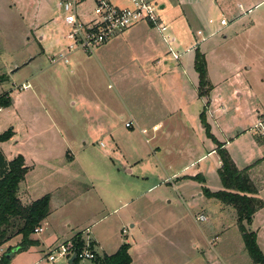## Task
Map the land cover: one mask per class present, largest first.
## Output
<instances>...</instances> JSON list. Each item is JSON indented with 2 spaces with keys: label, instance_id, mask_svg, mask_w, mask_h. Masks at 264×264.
<instances>
[{
  "label": "rangeland",
  "instance_id": "obj_1",
  "mask_svg": "<svg viewBox=\"0 0 264 264\" xmlns=\"http://www.w3.org/2000/svg\"><path fill=\"white\" fill-rule=\"evenodd\" d=\"M42 2L45 6H40L39 0H23L17 10L10 5L11 2L0 0V76H5V81L0 84V96L7 93L15 101L12 107L0 111V134L8 130L17 132L0 143V147L9 160L21 155L28 159L29 165L35 164L34 171L27 177L29 183L33 184L34 196L48 192L57 185L59 201L64 199L67 205L59 211V216L54 214L49 220L51 224L36 236L40 240L44 239L40 248L31 254L19 253L11 264H68V260L64 258L54 263L48 262L46 256L55 249L53 244L57 240L56 244L59 245L77 231L83 234V247L78 253L93 250L90 240L98 239L104 250L112 254L117 240L121 238L123 241L126 238L123 242L134 240L130 256L136 259L137 254L141 252L143 255L148 249L154 258L152 264H244L247 254L238 229L233 226L236 224L235 218L228 213L223 214L216 200L198 197L192 190H188L182 200L178 199L174 185L162 182L168 173L153 161H148V166H134L133 176L112 177L114 165L119 168L123 159L133 165L127 157L131 151L127 144L129 141L122 143L120 150H117L120 159L118 156L108 155L110 159L107 156V139L88 140L87 115L89 110L94 109L95 101L102 109L112 112L113 116L118 115L115 112H122L123 115L124 108L117 91L124 104L130 107L131 101L141 94L137 89L140 86L134 85L125 76L116 78L113 76L114 72L100 81L95 77V70L99 63L106 62L80 52L73 57L76 60H71L68 65H50L49 55L47 57L46 54L26 64L29 51L25 52L19 47L15 49L21 34L27 31V22L24 21L38 20L41 8L46 11L43 14L47 15L48 20L59 21L64 14L57 6L59 0ZM153 2L157 5L160 17L170 13L167 8H159L161 0ZM118 3L124 5L123 0ZM190 3L187 10L192 15L193 20L189 19L192 29L193 26L204 24L209 18L216 19L221 15L228 22L224 32L210 37L205 44L209 79L211 82H219L220 94L224 95V100H228V104L233 106L236 101L231 97L232 91L241 90L239 82H242L253 88L258 100L264 105V0H201L199 6H192ZM92 10L91 0H84L77 6V14L85 15L81 18L83 21L84 17L91 16ZM19 12L24 20L18 17ZM236 16L241 17L233 21ZM53 26L56 25L52 24L51 28ZM207 27L209 33L214 29V26ZM53 29L55 35L52 42L59 34V28ZM29 37L32 53L38 51L36 40ZM7 40L14 48L4 44ZM44 45L47 46V43ZM53 52L56 50H52ZM200 53L204 56L201 51ZM14 64L17 66L13 67ZM16 67L19 70L11 74ZM237 72L238 79L235 76ZM22 84H26L23 91L20 88ZM143 92L146 93L145 90ZM234 98L237 97L234 95ZM244 99L242 97L241 100ZM125 121L126 116L115 123L116 136L121 141L130 137L126 132L130 130L124 128ZM218 125L230 131L237 128L230 118L220 119ZM244 125L248 126V121ZM55 127L63 130L82 172H77L76 166L66 168L65 153L61 151L60 145L51 141L53 132L50 129ZM212 128L216 129L214 125ZM151 136L150 130L145 135L133 134L129 143L138 147L146 157L150 154L151 142L146 144L145 139ZM122 155L125 156L123 159ZM189 161L182 160L175 167L189 165ZM204 167L205 163L199 161L187 167L185 172L190 174L201 171ZM92 186L96 188V192ZM76 191L80 194L71 197ZM108 193L117 198L109 201ZM200 214L206 217L205 222L196 220ZM56 217H59L57 227ZM130 221L136 223L137 227L130 228ZM66 224H70V227H66ZM223 226L229 230L222 237ZM122 230L126 232L122 234ZM33 235L36 234H32L30 239ZM72 245L73 251L78 249L76 242H72ZM75 264L96 262L78 260Z\"/></svg>",
  "mask_w": 264,
  "mask_h": 264
},
{
  "label": "crops",
  "instance_id": "obj_2",
  "mask_svg": "<svg viewBox=\"0 0 264 264\" xmlns=\"http://www.w3.org/2000/svg\"><path fill=\"white\" fill-rule=\"evenodd\" d=\"M6 1L7 3L11 2L12 4L10 5L15 7V9H17V6H20L23 2V0ZM42 1L43 0H39V5L45 6ZM63 1L70 0H59L57 5L59 9V4ZM109 1L117 7L123 8L129 6L127 0H123L124 5L118 3L121 0H118L117 2H113L112 0ZM161 1L159 8L162 10L167 8V11L169 10L168 12H170L162 17L159 16L160 26L165 28L164 32H160L159 29L152 27L146 22H140L126 30L124 33L112 38L92 54L88 55L81 51L68 54L67 63L52 61V58L56 57L57 53L64 49V14L59 21H54L52 19L48 20L46 19L47 15L43 14L46 11H42L41 8V15L37 16L38 20H34V22H32L33 20L24 21L27 22L25 23L27 24V31H24L21 34L20 41H17V47L15 49H18L19 47L20 50H25V52L29 51L27 53L28 55L26 54V58L32 57L30 63L35 61L41 55L46 54L47 57L49 55L48 62L50 65L56 63L68 65L71 60H76V58L73 57L79 54L77 52L86 56L93 55L92 57L95 59L100 58L101 61L106 62V64L99 63L98 69L95 70V77L100 81L109 77L110 72H114L113 76L116 78H122V76H125L127 80L131 79L134 85L140 86L137 89L141 94L131 101L132 105L130 107H127V105L124 104L123 98L119 91H117L118 98L124 108L123 115L126 116L125 123L128 121L132 123L131 128L124 127L126 130H130L126 131L128 132V135H130V137L126 138L127 140L121 141V139L119 140L116 136L115 123L116 121L123 120L124 116L122 115V112H115V114L118 115L113 116L112 112L102 109L97 105V101H95L93 103L94 109L89 110L87 115L89 121L88 140L107 139L109 141L107 156H118V159H120V154L117 150H120L122 143L130 142L133 134L138 133L145 135L149 130L152 132V136L145 139L146 144L151 142V144H149L150 154H147L146 157L143 156L138 147H135L132 143L128 142L127 144H129V149L131 151L127 154V157L131 159L130 163H133V165L125 162V159H123L125 156L122 155L123 163H119V168L114 165L113 173L111 172L112 177L120 178L127 175L133 176L132 174L135 169L134 166L137 164H139V166H148V161H153L168 173L165 174L162 182L164 184L168 183V185L173 184L175 194L180 200L183 199V195L189 192L188 190L195 192L198 197L204 196L202 192L204 188L210 193L221 191L223 188L217 175V170L220 168L221 163L216 153V145L206 137L204 127L200 121V114L203 109H205V120L210 127L211 135L217 142L223 144V148L227 150L233 163L239 170L251 166L249 177L258 188V197L264 203V175L262 173L264 169V136L261 135L260 128L256 127L257 123L260 121L264 128V105L258 100L257 95L253 92L254 90H252L253 88H251L250 85L239 82L241 90L234 89V91H232L231 97L236 101L232 106L231 104H228V100H224V95L220 94L219 89L221 85L219 82H211L209 79L205 44L210 37H212H209V34L214 32L218 27V21L224 19L223 16L221 15L216 19L209 18L204 24H198L197 27L193 26L192 29L189 24V19H193L189 10H187L189 7L188 3L191 2L190 4L192 6H199L201 0ZM173 10L175 13H173ZM185 10L187 12H185ZM83 16L85 15H79L80 18ZM18 17L21 20H24L20 12L18 13ZM90 17H84L85 21L89 20ZM240 17L241 16H236L233 18V21H237ZM209 20H212L214 24L210 25L208 23ZM52 24L56 25L53 26V28H59V34H57L58 37L56 40H53V42L52 38L55 33L54 29L51 28ZM207 25L214 26V29L210 31V33ZM198 32H202L204 37L208 36V39L201 42L200 38L197 36ZM29 36L34 37L36 40L38 51L32 53ZM45 43H47V46L44 45ZM4 44L6 46L9 45L10 48H14L10 45L9 40L4 42ZM169 49H172L174 53L180 55L178 60L173 59L169 54ZM196 49L201 51L205 56L207 78L212 85V90L207 98H200L198 96V75L194 70V55ZM52 50H56L57 53H52ZM190 54H194L193 57H190ZM15 66H17V64H14L13 67ZM238 75L239 73L237 72L235 74L236 79L239 78ZM21 86L24 87H20L22 91L25 90L26 84H22ZM142 90H145L146 93ZM234 95L237 98H234ZM242 97L245 98L244 101L241 100ZM12 98L13 97H11V99ZM14 103L15 101L12 100L10 107H12ZM3 110L4 109H0V111ZM228 118L231 119L233 125L236 124L235 126L237 128L231 129L230 131L218 125L220 119L228 120ZM245 121H248V126L244 125ZM212 125L215 126V130H213ZM51 130L53 132L51 141L58 146L60 145L61 151L65 153V160L67 162L66 168H73L76 166L75 170L79 173L82 172L80 165L76 162V158L70 150L71 146L68 139L64 137L63 130L56 127L50 129V131ZM142 130H145L146 133L143 134L141 132ZM16 134L17 132L14 131L13 135ZM31 139H33V137ZM100 145L103 144L101 143ZM57 148L59 149V147ZM1 151L5 156L2 149ZM66 156H68V158ZM5 158L7 161H11L6 156ZM23 159L24 165L27 168V173L18 188V198L22 205H29L45 195H48L50 198L49 214L47 218L41 222V233H43L47 228L46 226L51 224L49 221L50 218H52L54 214L59 216V211L67 205V201L64 199L59 201V187H57V185L48 192H42L38 196H34L35 194L32 192L33 184L29 183L27 177L30 172L34 171L35 164L29 165L28 159L25 157H23ZM182 160H190V164L176 168L175 164L182 162ZM199 161L205 163L204 169L186 174L185 170L187 167ZM142 172L143 170L141 169L140 173ZM196 176L202 180L201 183L191 179ZM139 177L140 176H137V178ZM160 180L161 179L159 178V181ZM92 187L93 191L96 192V188L94 186ZM79 194L80 192L76 191L74 196H72V194L71 197H75ZM108 198V200L111 201L112 199L117 198V196L108 193ZM100 202L103 204V201ZM218 205L223 214L228 213L235 218L236 224L233 226H236L238 229L234 210L231 207L222 205L220 202H218ZM129 223L130 228L134 229L137 227L136 223L133 224L131 221ZM55 224L56 227L59 226V217H56ZM244 226L248 232L255 234L256 244L264 256V207L253 215L249 224L244 223ZM66 227L69 228L70 224H66ZM228 230V227L225 228L223 226L221 228V236L223 237ZM238 232L244 248L239 229ZM121 233L124 234L123 230ZM77 234L82 238L83 234L81 232L77 231L75 235ZM37 235H33L32 237V239L37 242V245L31 246L23 253L31 254L35 252L37 248H40L44 239L40 240L36 237ZM75 235L71 236L63 243L71 241ZM125 240L126 238H123V241ZM20 241L21 237L17 236L1 246L0 256L8 247L16 246ZM123 241L121 238L117 240L114 244V252H112V254H109L104 250L103 244L98 239L93 241L90 240V243L93 245V252L95 255L101 257L103 255H113L124 243ZM133 241L134 240L129 243L125 242L129 245V251L131 249L130 247H132ZM57 242L53 244L54 248L63 244L61 243L57 245ZM18 254H15L11 258L9 264H11ZM137 256L138 258L136 259L130 256V264H152L154 259L152 258V255H150L148 249L145 250L143 255H141L140 252ZM246 258L244 264H253L248 254Z\"/></svg>",
  "mask_w": 264,
  "mask_h": 264
},
{
  "label": "trees",
  "instance_id": "obj_3",
  "mask_svg": "<svg viewBox=\"0 0 264 264\" xmlns=\"http://www.w3.org/2000/svg\"><path fill=\"white\" fill-rule=\"evenodd\" d=\"M194 70L198 75V96L207 98L212 86L207 78V68L204 56L198 49L194 55ZM5 81V76H0V84ZM12 99L7 93L0 96V109H7L11 106ZM208 104V103H207ZM200 121L204 127L205 135L216 145V153L221 166L217 170V175L222 185V190L210 193L203 189V195L208 199H215L224 206L231 207L236 215L238 229L241 233L244 248L253 264H264V256L259 250L255 234L246 230L244 223L249 224L253 215L264 207L263 201L258 197V188L249 177L251 166L239 170L233 163L229 153L223 148V144L216 141L210 133V127L205 120V109L200 114ZM13 136V132L8 130L0 134V143ZM27 168L24 159L18 155L11 161H7L0 149V247L11 239L20 236V243L7 249L0 256V264H9L10 258L6 255L13 249L18 254L26 251L31 246H36L37 242L30 239L36 227H39L49 214V196L45 195L29 205H22L18 198L19 184L24 180ZM194 181L202 182L199 177L191 178ZM72 242H76L78 252L83 247V242L77 234ZM92 250V249H91ZM93 251V250H92ZM78 258H75V264ZM96 264H130L129 245L123 243L113 255H103L94 259Z\"/></svg>",
  "mask_w": 264,
  "mask_h": 264
},
{
  "label": "built area",
  "instance_id": "obj_4",
  "mask_svg": "<svg viewBox=\"0 0 264 264\" xmlns=\"http://www.w3.org/2000/svg\"><path fill=\"white\" fill-rule=\"evenodd\" d=\"M84 0H70L63 1L59 4L60 9L64 13V49L61 50L56 57L52 58V61H61L67 63V56L70 53L81 51L85 54H92L99 47L107 43L112 38L124 33L129 28L140 22H146L152 27L159 29L160 32H164L165 28L160 26V19L158 15V8L153 0H127L128 7H117L113 5L109 0H91L93 2V10L91 17L87 21H83L77 14V6ZM208 23L214 24L212 20ZM228 25L225 19L218 21V27L216 30L209 34L214 36L219 32H222ZM197 36L201 42L205 41L207 37H204L202 32H198ZM169 54L174 60H178L180 55L169 49ZM22 88H24L22 86ZM125 128H131L132 123L130 121L124 124ZM257 128H260L261 135L264 136V128L262 123H257ZM143 134L145 130L141 131ZM199 222H205L206 218L203 215L197 217ZM42 232L41 227H36L33 234H39ZM125 233V230H123ZM72 242H66L54 250L50 251L47 256L48 262L54 263L57 259H69L73 254H76L72 250ZM76 258L80 260L93 261L96 258L95 253L92 250H84L83 252L76 254Z\"/></svg>",
  "mask_w": 264,
  "mask_h": 264
},
{
  "label": "water",
  "instance_id": "obj_5",
  "mask_svg": "<svg viewBox=\"0 0 264 264\" xmlns=\"http://www.w3.org/2000/svg\"><path fill=\"white\" fill-rule=\"evenodd\" d=\"M31 61H32V57L29 58V60L26 62V64H29ZM18 70H19V67H16V68L11 72V74L15 73V72L18 71ZM16 251H17L16 249H13L11 253H8V254L6 255V257H7V258H10V257L12 258V257L15 255L14 253H15ZM11 258H10V259H11ZM75 258H76V254H73L72 257L69 259L68 264H72L73 261L75 260Z\"/></svg>",
  "mask_w": 264,
  "mask_h": 264
}]
</instances>
